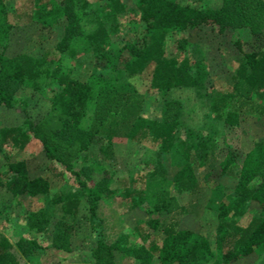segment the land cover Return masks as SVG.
<instances>
[{"label": "trees", "instance_id": "16d2710c", "mask_svg": "<svg viewBox=\"0 0 264 264\" xmlns=\"http://www.w3.org/2000/svg\"><path fill=\"white\" fill-rule=\"evenodd\" d=\"M33 2L31 16L42 25L49 20L62 24L63 34L41 56L5 54L13 23L7 0H0V106L19 102L26 109L35 92L44 94L47 86L55 92L40 114L26 113L25 127H0V153L11 149L27 155L40 147L51 159L55 175L75 189L58 188L43 174L30 175L24 156L8 155L11 158L0 171L8 198L20 202L21 195L49 194L62 212L53 221L46 207L25 209L26 225L44 233L52 224V245L69 249L73 230L69 217L79 214L83 201L91 202L93 211L99 199L113 192L109 176L98 173L99 163L73 165L102 134L111 144L131 140L153 148V167L134 177L139 185H127L121 193L128 206L146 215L136 225L145 240L128 243L124 234L112 242L99 238L91 251L95 261L75 264H119L121 254L136 257L138 264H154V258L159 264H247L258 257L260 247L264 250V129L244 150L235 132L243 105L232 104L237 94L240 102L255 105L258 118L264 115V0H134L136 18L129 16L121 0L99 3L95 17L92 10H85L89 0ZM124 11L131 28L115 48L109 39L121 29L118 15ZM205 26V31L219 35L227 32L241 55L226 91L205 83L206 70L194 58L200 41L191 39L190 33ZM174 32L180 34L179 53L167 56L165 39ZM87 52L93 56V68L85 77H76L63 59ZM145 89L161 94L160 118L143 113ZM211 124L222 134L227 152L208 177L227 173L233 163L239 165L231 191L219 200L214 235L210 238L196 223L192 225L194 214L187 213L181 221L163 225V236L158 238L154 233L163 214L180 207L168 184L179 193L197 196L202 190L195 165L213 152L217 140ZM106 150L112 154L114 148L108 145ZM40 245L33 236L17 238L13 244L0 232V264H34L30 253Z\"/></svg>", "mask_w": 264, "mask_h": 264}, {"label": "rangeland", "instance_id": "374dc122", "mask_svg": "<svg viewBox=\"0 0 264 264\" xmlns=\"http://www.w3.org/2000/svg\"><path fill=\"white\" fill-rule=\"evenodd\" d=\"M90 5L85 10H92V17H95L101 7L99 3L105 0H89ZM126 5V10H130L129 16L136 18L134 0H121ZM185 2L186 0H180ZM33 0H7L9 17L12 19V26L9 32V39L4 53L14 55L21 52L41 56L49 47H52L63 34V25L49 20L48 25H42L31 16L33 12ZM125 11L118 15L121 20V29L110 35L109 45L115 48L120 47L123 42V35L128 32L131 21L128 22ZM130 24V25H129ZM129 25V26H128ZM86 28L90 24L85 23ZM204 29V30H202ZM207 27L194 29L190 33V38L200 41L195 45L194 58L200 61L206 70L204 77L208 86H218L222 90H227L231 84L235 73V63L241 60V55L235 45L229 40L227 32L216 34ZM178 32L170 33L165 39V51L167 56L178 55ZM1 49V47H0ZM93 56L89 52L81 54L79 57H67L63 59L65 64L70 65L72 73L76 77H85L89 70L93 68ZM44 94L35 92L34 96L28 98V104L24 109L19 102L14 106H0V127L5 125H18L25 127L24 118L27 115L33 117L40 114L44 108L48 107V97L54 94L55 90L47 86ZM185 93V92H182ZM190 93V92H188ZM236 94L233 99V106L239 104L240 118L238 128L235 131L241 147L244 150L251 148L255 140L262 136L264 129V115L258 118V110L255 105L247 101L240 102ZM162 96L155 89H145L142 111L147 117L160 118L162 108ZM112 113V112H111ZM200 114V113H198ZM91 115V114H90ZM112 115V114H111ZM107 116L106 120H110ZM210 130L215 134L216 142L213 145V152L210 153L203 162L195 165L197 177L201 183L202 190L199 195L190 193H179L172 184H168L170 193L176 196L179 208H174L170 212L163 214L162 224L154 233L158 238L163 236L162 227L170 220L181 221L182 217L194 214L195 219L192 225L197 224L203 233L210 238L214 235L217 222V207L219 200L231 191L233 178L237 176L239 165L233 163L227 173H216L214 178H209L208 173L226 154L227 149L222 144V134L217 133L215 126L209 125ZM233 131L230 132V135ZM111 145L114 150L112 154L106 153V147ZM153 148L148 142L137 143L131 140L115 141L112 144L102 135L94 141L86 151H82L74 159L73 165L78 168L83 163L95 161L99 163V174H107L110 178L109 187L113 192L105 198L99 199L94 210L90 208L92 203L85 200L81 204L80 212L75 218L69 217L73 223L69 249L56 248L51 242V231L53 225L46 232L35 231L29 228L23 214L25 209H34L40 206L48 208L53 215V221L61 217L59 204L50 202L49 194H37L34 196L21 195L20 202L16 199H9L8 194L2 184L4 177L0 178V232L5 233L10 241L15 244L17 238L33 236L40 243V247L30 253L34 264H75L94 262L95 258L91 251L96 246L97 240L104 239L112 242L120 234H124L129 242H142L145 239L140 237L136 225L146 218V215L136 207L128 206L127 200L122 196L124 187L127 185H139V181L134 182V177L141 173H147L155 163ZM86 153V156L83 154ZM11 157L26 158V163L30 175L43 174L48 177L56 187H64L66 190L75 189L70 182L57 177L52 170L53 163L40 147L34 151H29L26 155L21 150L13 153L11 149L0 153V171L4 169L5 163ZM66 173V172H65ZM219 182V183H218ZM132 185V186H133ZM186 207V212L184 208ZM188 216V215H187ZM16 252V245L13 247ZM21 262L25 257L20 255ZM119 264H138V259L128 254H121L118 257ZM247 260L246 262H248ZM251 261V262H250ZM247 264H264V250L259 251V256L251 258ZM245 262V263H246ZM154 264H159L154 258ZM27 264H33L27 262Z\"/></svg>", "mask_w": 264, "mask_h": 264}]
</instances>
